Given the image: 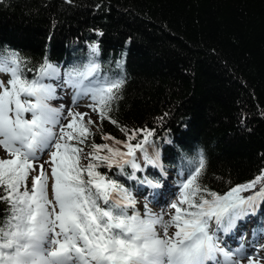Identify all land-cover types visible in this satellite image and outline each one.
Instances as JSON below:
<instances>
[{
	"label": "trees",
	"instance_id": "16d2710c",
	"mask_svg": "<svg viewBox=\"0 0 264 264\" xmlns=\"http://www.w3.org/2000/svg\"><path fill=\"white\" fill-rule=\"evenodd\" d=\"M9 51L28 79L46 59L61 77L94 60L96 79L124 80L110 119L95 112L89 142L126 141L121 128L155 129L149 155L159 154L160 167L137 153L136 179L127 166L124 175L99 169L133 198L141 181L160 183L157 170L183 183L201 153L197 183L220 194L264 171V0H0V53ZM7 215L0 201V221ZM246 223L264 234V204Z\"/></svg>",
	"mask_w": 264,
	"mask_h": 264
},
{
	"label": "snow or ice",
	"instance_id": "6c2138e0",
	"mask_svg": "<svg viewBox=\"0 0 264 264\" xmlns=\"http://www.w3.org/2000/svg\"><path fill=\"white\" fill-rule=\"evenodd\" d=\"M91 51L98 55V45ZM23 64L15 51L0 53V72L10 76L7 86L0 81V201L8 205L0 221V264H253V255L222 247L221 236L264 204V171L220 194L197 183L205 168L201 153L190 161L193 170L169 205L174 209L169 219L147 205L143 216L135 210L129 215L136 201L99 169L124 175L127 166L133 169L129 178L136 179L134 173L143 171L137 153L160 167L159 154L149 155L156 146L155 129L121 128L126 141L104 136L112 143L96 144L89 142L95 122L85 120L88 113L50 103L66 84L75 90L73 103L90 97L87 106L102 120L110 119L124 80L96 79L100 66L94 60L61 77L45 59L32 79L24 75ZM141 183L160 187L150 180Z\"/></svg>",
	"mask_w": 264,
	"mask_h": 264
},
{
	"label": "rangeland",
	"instance_id": "374dc122",
	"mask_svg": "<svg viewBox=\"0 0 264 264\" xmlns=\"http://www.w3.org/2000/svg\"><path fill=\"white\" fill-rule=\"evenodd\" d=\"M5 75H6L5 73L0 72V81H3L4 83L6 79ZM45 82L52 83V84L57 83V81H54V80H46ZM74 95H75V90L68 87V85L65 84L63 85V87L57 88V99L51 101L50 103L54 107L64 105L65 111H67V109L71 107L74 111L88 113V116L85 117V120L91 117V119L95 122L92 126H90L93 132V129L96 126V122H97V115L94 111H92L91 108L87 106L90 104L88 97H84L82 99H79L76 103H73ZM58 96L62 97V101L58 99ZM29 118H30V115H29ZM64 122L67 123V121H64ZM86 151H88V149H86ZM2 154L3 152L2 150H0V155ZM42 159L48 160L49 157L47 155H44ZM157 174H159L161 178L160 184H159L160 187L155 189L154 191L147 193L145 195V198L144 196H141L139 194L134 196V200L136 201L135 209H137L139 212H142V211L145 212V205H147V207L151 209L152 213L154 214L164 213L165 214L164 218L167 220L169 219V216L167 215V213L170 211L174 212V209H170L169 205L172 202H174L179 196L180 184H175L173 181H170L169 180L170 176H165L164 174H160V170H157ZM153 199L155 200V202L152 201ZM246 219H247V216L244 217L243 220L237 223V226L239 228L238 230L242 231L243 233L241 237L239 234H237L234 237V241H231L230 243H227L225 241V244H224L223 242L224 237L231 236L230 234L232 231L227 235H222L221 236V246L225 247L226 249L233 250V251L240 249L242 250L245 256H247L248 254H251L257 258L254 260L253 264H264V248L260 247L261 245H264V234L254 229L253 223L245 225ZM174 231H175L174 228H170L169 234L173 233ZM239 241H241V243H239ZM242 264H246V260L242 261Z\"/></svg>",
	"mask_w": 264,
	"mask_h": 264
},
{
	"label": "bare ground",
	"instance_id": "6f19581e",
	"mask_svg": "<svg viewBox=\"0 0 264 264\" xmlns=\"http://www.w3.org/2000/svg\"><path fill=\"white\" fill-rule=\"evenodd\" d=\"M58 99L62 101V97L61 96H58Z\"/></svg>",
	"mask_w": 264,
	"mask_h": 264
}]
</instances>
